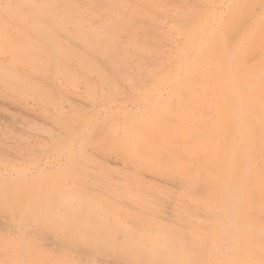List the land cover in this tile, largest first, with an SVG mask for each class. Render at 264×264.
I'll list each match as a JSON object with an SVG mask.
<instances>
[{"label": "rangeland", "instance_id": "374dc122", "mask_svg": "<svg viewBox=\"0 0 264 264\" xmlns=\"http://www.w3.org/2000/svg\"><path fill=\"white\" fill-rule=\"evenodd\" d=\"M0 264H264V0H0Z\"/></svg>", "mask_w": 264, "mask_h": 264}, {"label": "bare ground", "instance_id": "6f19581e", "mask_svg": "<svg viewBox=\"0 0 264 264\" xmlns=\"http://www.w3.org/2000/svg\"><path fill=\"white\" fill-rule=\"evenodd\" d=\"M51 3H53L52 1H51ZM51 20V19H50ZM82 20V19H81ZM52 22V21H51ZM81 22H83V21H81ZM53 23V22H52ZM129 23V22H128ZM146 23V22H145ZM80 24H83V23H80ZM144 24V23H143ZM61 25V24H60ZM58 27V26H57ZM82 31V30H81ZM92 32V31H91ZM82 36V35H81ZM80 37V36H79ZM86 37H89V36H85V37H83V38H81V39H83V41L85 40V39H87ZM91 37V36H90ZM77 39H80V38H77ZM76 40V39H75ZM82 41V42H83ZM76 42V41H75ZM82 42H80V45H81V43ZM77 43V42H76ZM78 44V43H77ZM102 56V55H101ZM100 58V57H99ZM66 71V70H65ZM66 73V72H65ZM68 77H69V75H68ZM70 79V78H69ZM93 85V84H92ZM93 87H94V85H93ZM117 94V93H116ZM131 94V93H130ZM58 97V96H57ZM133 99V98H132ZM126 178V177H125ZM116 179H118V177L116 176ZM119 179H121V178H119ZM65 207H69V204L68 203H66V202H64V204H63Z\"/></svg>", "mask_w": 264, "mask_h": 264}, {"label": "crops", "instance_id": "0c3cea01", "mask_svg": "<svg viewBox=\"0 0 264 264\" xmlns=\"http://www.w3.org/2000/svg\"><path fill=\"white\" fill-rule=\"evenodd\" d=\"M49 207V206H48ZM47 242H48V240H47Z\"/></svg>", "mask_w": 264, "mask_h": 264}]
</instances>
